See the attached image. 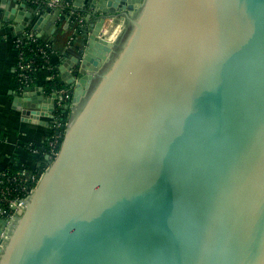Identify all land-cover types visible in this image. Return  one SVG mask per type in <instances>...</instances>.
I'll use <instances>...</instances> for the list:
<instances>
[{"label": "water", "instance_id": "water-1", "mask_svg": "<svg viewBox=\"0 0 264 264\" xmlns=\"http://www.w3.org/2000/svg\"><path fill=\"white\" fill-rule=\"evenodd\" d=\"M69 1L84 9L56 67L69 120L0 222V264H264V0ZM13 3L18 36L53 26ZM23 91L24 122L55 116L56 94Z\"/></svg>", "mask_w": 264, "mask_h": 264}, {"label": "crops", "instance_id": "crops-1", "mask_svg": "<svg viewBox=\"0 0 264 264\" xmlns=\"http://www.w3.org/2000/svg\"><path fill=\"white\" fill-rule=\"evenodd\" d=\"M1 2L2 0H0V5ZM7 3L10 7L15 6L13 0H7ZM17 4H23V1L20 0ZM25 6L24 12L29 13L34 10L26 3ZM79 11H84V9H79ZM3 13L4 11L0 6V171L6 170L11 163V157H14V168L17 171L24 169L28 173H41L48 167L45 146L52 136L53 122L59 118L56 116L41 117L40 120L46 124L34 125L24 122L21 113L13 109V98L17 96L14 89L17 59L15 43L22 36H18L13 22L3 21ZM33 20L35 21V19ZM52 20L53 26L41 36L51 45L49 59L51 67L38 72L36 84L31 89V91H37V93L43 91L42 100L50 96L44 90L46 83L53 81L55 78L62 83L61 74L56 68L60 64L62 55L69 52L71 56H74L75 47L80 44V40L75 38L77 37L75 35L77 33L75 30L76 25L72 27L67 19L57 26L53 17ZM106 21L112 22L109 19ZM115 23L116 27L121 26V31L123 22L118 20ZM25 27V33L29 31L34 33L33 24ZM52 29L55 30L52 31ZM102 33L104 34L103 31ZM53 67L56 69V76L53 75ZM44 107L48 108V105H44Z\"/></svg>", "mask_w": 264, "mask_h": 264}, {"label": "built area", "instance_id": "built-area-1", "mask_svg": "<svg viewBox=\"0 0 264 264\" xmlns=\"http://www.w3.org/2000/svg\"><path fill=\"white\" fill-rule=\"evenodd\" d=\"M24 3H33V4H43L49 10H51L52 17L56 20L59 19V14L65 9V4L63 0H22ZM67 5V4H66ZM71 15L73 11L69 12ZM56 22V21H55ZM23 36H26L25 39L35 42L38 38L37 35L33 32L24 33ZM23 37H19L15 43V49L17 51L16 59V73L19 81L25 82L28 79L27 73L33 68V60L25 59L24 54L20 51L23 43ZM49 48V46H48ZM19 51V52H18ZM43 55L45 52L39 50ZM47 59V58H46ZM26 92L25 90L23 93ZM56 94L55 107L56 109H63L65 107H71V94L69 90L62 88L56 89L54 92ZM61 122L59 119H56L53 122V133L51 138L48 141V151L47 158L48 162L55 159L58 155L60 146H61V132L62 128ZM42 173V172H41ZM41 173H28L24 169H21L17 172L16 176L8 177L4 171H0V222L6 221L7 225L15 221V219L22 215L24 209L20 206L29 198L31 192L34 190L36 184L38 183ZM17 183L20 185V194L14 196L12 193L14 191L9 185ZM4 231L0 237H4Z\"/></svg>", "mask_w": 264, "mask_h": 264}, {"label": "trees", "instance_id": "trees-1", "mask_svg": "<svg viewBox=\"0 0 264 264\" xmlns=\"http://www.w3.org/2000/svg\"><path fill=\"white\" fill-rule=\"evenodd\" d=\"M20 1V0H19ZM22 1V0H21ZM65 4V9L62 11V13L59 14V19H56L55 24L58 26L60 25L64 20L68 19L69 24H71L72 27H75L76 32H78L77 24H78V18L82 16L83 11H79L78 9L74 8L72 5V2L69 0H63ZM29 7H31L34 10H39L40 12L46 11L48 8L43 4H33V3H26ZM67 4V5H66ZM73 11V14L71 15L69 12ZM23 38V45L20 48V51L24 54L25 59L33 60V69L27 73L28 79L25 82L19 81L17 77V73L15 74L14 79V89L15 93L21 94L23 90H30L32 89L36 84V77L39 71H41L44 68L51 67L50 66V54H51V48L49 42H46L42 37H38L35 42L29 41L25 39L26 36H22ZM49 46V48H48ZM42 49L45 52V55H43L39 50ZM19 52V51H18ZM47 58V59H46ZM53 75L56 76V69L53 67ZM55 78V77H54ZM69 89V87L65 86V84H62L58 82V80L55 78L53 81H50L46 83L44 90L47 94L53 93L56 89ZM62 110V109H61ZM60 109H56L55 116L59 118L61 121V125H63L62 128H60L61 132V141L63 140L64 132H65V124L69 120V114L70 110L64 115L61 114ZM45 150L48 151V142L45 146ZM14 157H11V163L10 165L4 170L6 176L13 177L17 175V170L14 168ZM40 174V172H37ZM11 188L14 189L13 195L16 196L20 194V185L17 183H13L9 185Z\"/></svg>", "mask_w": 264, "mask_h": 264}, {"label": "bare ground", "instance_id": "bare-ground-1", "mask_svg": "<svg viewBox=\"0 0 264 264\" xmlns=\"http://www.w3.org/2000/svg\"><path fill=\"white\" fill-rule=\"evenodd\" d=\"M106 24V23H105ZM112 24V23H111ZM113 27V28H112ZM112 27L110 26L109 28H108V32L106 33V35H104L103 34V37H105V40H107V41H109V40H111V41H113L114 39H115V37H116V35L118 34V32H120V29H119V31L116 33V31H117V27H116V25L113 23V25H112ZM104 29V28H103ZM102 34V33H101ZM112 36H113V38H112ZM110 41V42H111Z\"/></svg>", "mask_w": 264, "mask_h": 264}, {"label": "rangeland", "instance_id": "rangeland-1", "mask_svg": "<svg viewBox=\"0 0 264 264\" xmlns=\"http://www.w3.org/2000/svg\"><path fill=\"white\" fill-rule=\"evenodd\" d=\"M112 22H108V21H106V24H105V26H104V28L105 29H103V32H104V35H106V33L108 32V28L111 26L112 27V25H113V23L111 24ZM113 28V27H112ZM121 28V26H119V27H117V31H116V33L119 31V29ZM112 38H113V36H112ZM111 40H109V42H110Z\"/></svg>", "mask_w": 264, "mask_h": 264}]
</instances>
